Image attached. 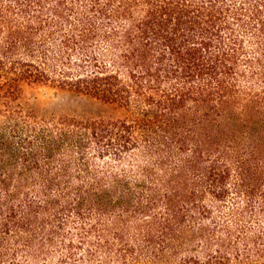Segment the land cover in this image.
<instances>
[{"label": "trees", "instance_id": "1", "mask_svg": "<svg viewBox=\"0 0 264 264\" xmlns=\"http://www.w3.org/2000/svg\"><path fill=\"white\" fill-rule=\"evenodd\" d=\"M0 264H264V0H0Z\"/></svg>", "mask_w": 264, "mask_h": 264}, {"label": "rangeland", "instance_id": "2", "mask_svg": "<svg viewBox=\"0 0 264 264\" xmlns=\"http://www.w3.org/2000/svg\"><path fill=\"white\" fill-rule=\"evenodd\" d=\"M23 100L40 111L56 114L69 113L77 116L98 114L125 116L124 109L99 99L45 84H26Z\"/></svg>", "mask_w": 264, "mask_h": 264}]
</instances>
